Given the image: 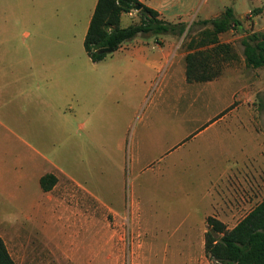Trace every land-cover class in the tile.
<instances>
[{"label":"rangeland","instance_id":"1","mask_svg":"<svg viewBox=\"0 0 264 264\" xmlns=\"http://www.w3.org/2000/svg\"><path fill=\"white\" fill-rule=\"evenodd\" d=\"M176 4V20H186L183 35H172L176 57L133 99L127 122L100 121L94 131L88 123L79 135L85 143L79 181L90 194L67 195L57 180L44 195L31 188L15 195L18 200L0 195V237L15 264H212L205 254L204 218L211 185L234 172L250 177L245 163L263 160V151L254 150L244 134L264 136V62L254 67L245 55L247 47H264V0ZM225 8L239 22L220 39L231 45L234 58L220 65L215 80L186 83L188 45L194 40L197 46L201 33L211 29L202 22ZM137 22L125 17L128 25ZM159 37L170 39L151 35L144 42L152 49ZM174 90L171 128L166 117ZM56 142L58 153L49 157L60 164V141L48 139L50 148ZM4 164L12 167L13 155ZM13 179L9 169L1 181L13 186ZM222 220L232 228L238 218Z\"/></svg>","mask_w":264,"mask_h":264},{"label":"crops","instance_id":"2","mask_svg":"<svg viewBox=\"0 0 264 264\" xmlns=\"http://www.w3.org/2000/svg\"><path fill=\"white\" fill-rule=\"evenodd\" d=\"M183 1L191 0H139L158 12L160 19L186 24L182 17L176 20V3ZM97 3L98 0H0L2 196L13 194L14 198L30 188L44 195L48 192L41 188L40 181L46 175H54L67 195H77L81 190L89 193L79 181L85 144L79 135L88 123L90 131H94L100 121L127 122L133 112V99L140 96L141 90L147 92L150 79L164 70L171 57H176L172 34H168L170 39L157 38L152 49L144 42L151 35H138L94 63L84 41ZM126 16L137 17L139 22L135 24L141 21L137 10L124 13L122 28L131 26L125 23ZM169 108L166 120L174 128L175 90ZM244 135L254 150L263 151V160L252 157L245 163L244 169H252L250 177L234 172L214 181L209 210L204 216L226 226L228 223L222 219L238 218L235 227L264 200V136L257 131ZM48 139L60 141V164L49 157L58 153V142L50 148ZM11 155L14 164L8 167L4 161ZM9 169L14 171L13 186L1 181Z\"/></svg>","mask_w":264,"mask_h":264},{"label":"trees","instance_id":"3","mask_svg":"<svg viewBox=\"0 0 264 264\" xmlns=\"http://www.w3.org/2000/svg\"><path fill=\"white\" fill-rule=\"evenodd\" d=\"M137 6L141 7L138 11L140 23L122 28V14L136 10ZM202 23L209 24L211 29L201 33L197 46L194 45V40L188 45L189 52L185 57L188 83L215 80L220 75V65L234 58L231 45L220 40L223 33L239 24L234 11L225 8L221 16L206 19ZM185 25L183 22L175 24L160 19L158 12L142 5L139 0H98L84 47L94 63L100 62L110 54L101 53V49L117 51L138 35L181 36L185 32ZM263 51L264 47L261 46L257 49L247 47V63L259 67L264 62ZM56 184L57 178L54 175H46L40 181L45 192L51 191ZM207 226L205 254L212 264H264V200L232 229L213 217L207 218ZM0 264H15L2 237Z\"/></svg>","mask_w":264,"mask_h":264},{"label":"water","instance_id":"4","mask_svg":"<svg viewBox=\"0 0 264 264\" xmlns=\"http://www.w3.org/2000/svg\"><path fill=\"white\" fill-rule=\"evenodd\" d=\"M141 9L140 6H137L136 7V10L139 11ZM113 50L112 49H108V48H105V49H101L100 52L101 53H111Z\"/></svg>","mask_w":264,"mask_h":264}]
</instances>
